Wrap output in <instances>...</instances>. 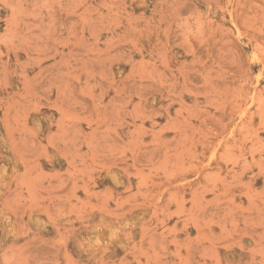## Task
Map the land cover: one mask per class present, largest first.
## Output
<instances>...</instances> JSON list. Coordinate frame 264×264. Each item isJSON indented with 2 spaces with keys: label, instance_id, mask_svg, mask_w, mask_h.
<instances>
[{
  "label": "rangeland",
  "instance_id": "obj_1",
  "mask_svg": "<svg viewBox=\"0 0 264 264\" xmlns=\"http://www.w3.org/2000/svg\"><path fill=\"white\" fill-rule=\"evenodd\" d=\"M0 264H264V0H0Z\"/></svg>",
  "mask_w": 264,
  "mask_h": 264
}]
</instances>
